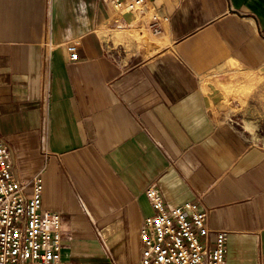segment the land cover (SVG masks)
I'll return each instance as SVG.
<instances>
[{
    "label": "crops",
    "instance_id": "crops-1",
    "mask_svg": "<svg viewBox=\"0 0 264 264\" xmlns=\"http://www.w3.org/2000/svg\"><path fill=\"white\" fill-rule=\"evenodd\" d=\"M235 73L264 80V0H0V140L29 194L42 176L63 263L136 264L156 184L202 201L226 264H264V135L221 86Z\"/></svg>",
    "mask_w": 264,
    "mask_h": 264
},
{
    "label": "built area",
    "instance_id": "built-area-1",
    "mask_svg": "<svg viewBox=\"0 0 264 264\" xmlns=\"http://www.w3.org/2000/svg\"><path fill=\"white\" fill-rule=\"evenodd\" d=\"M101 1L120 15L141 11L152 0ZM68 52L71 60H79L76 43ZM28 187L29 182L15 175L0 140V264H71L61 258L60 216L42 208V176L32 179L30 194ZM147 195L156 212L142 225L143 254L136 264H226L228 234L210 228L200 199L167 206L156 184Z\"/></svg>",
    "mask_w": 264,
    "mask_h": 264
},
{
    "label": "rangeland",
    "instance_id": "rangeland-1",
    "mask_svg": "<svg viewBox=\"0 0 264 264\" xmlns=\"http://www.w3.org/2000/svg\"><path fill=\"white\" fill-rule=\"evenodd\" d=\"M219 78L221 79L220 83L226 94L233 93L236 99H241L242 107L241 109L238 108L236 112H239V115L249 122L257 124V126L252 127V129L264 135V80L256 79L253 75L249 76L242 73L222 75ZM255 91H259L261 94L255 96ZM256 97L258 98V110L250 109L249 104L254 108ZM250 99L251 102H249ZM237 102L239 101L237 100ZM90 259L89 257L83 256L78 263L93 264L92 262L95 260Z\"/></svg>",
    "mask_w": 264,
    "mask_h": 264
}]
</instances>
